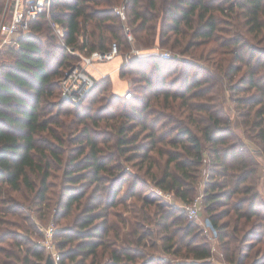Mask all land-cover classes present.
<instances>
[{"label":"trees","instance_id":"16d2710c","mask_svg":"<svg viewBox=\"0 0 264 264\" xmlns=\"http://www.w3.org/2000/svg\"><path fill=\"white\" fill-rule=\"evenodd\" d=\"M119 2L52 0L50 16L40 15L30 23V33L18 37L17 47L5 49L12 61L0 62V197L5 185L31 195L26 209L36 202L45 206L54 186L53 161L64 166L55 192L58 213L67 217L77 211L72 224L54 232L59 264H162L144 252L159 247L190 258L177 264H209L211 244L202 229L149 187L146 193L141 188L149 183L184 202L200 190L202 210L217 232L219 257L227 264H264L261 164L224 117L223 86L214 92L224 81L231 95L243 92L234 99L237 111L246 108L239 112L243 133L264 154V0H123L137 47L150 49L157 42L175 53L132 55L122 63L119 77L139 86L127 99L108 91L106 75L95 79L80 102L62 101L59 79L72 57L79 61L76 53L105 51L113 42L119 53L130 49L125 25L113 9ZM4 5L0 0V19ZM55 107L73 117L49 119ZM51 122L72 135L63 144L65 160ZM56 146H61L58 153ZM132 198L138 207L135 200L128 203ZM9 202L0 199V223L12 208ZM126 211L132 215L122 218ZM152 219L160 226L159 245L139 222ZM7 235L0 229V241ZM31 243L23 263L43 262L44 246ZM21 245L16 242V249Z\"/></svg>","mask_w":264,"mask_h":264},{"label":"rangeland","instance_id":"374dc122","mask_svg":"<svg viewBox=\"0 0 264 264\" xmlns=\"http://www.w3.org/2000/svg\"><path fill=\"white\" fill-rule=\"evenodd\" d=\"M11 2H12V0H8V1L5 0V5H4V7H5L4 12L5 13L3 12L1 15V16L5 17L4 19H7L10 16ZM123 8H124V4H123V0H121V2L117 3L113 9L115 11H117L118 9L122 10ZM120 21L124 23V25H125L124 29H126V28L129 29V27L127 26L128 24H127L126 16H124V19H122L120 17ZM130 32H131V30H130ZM50 34L52 35V30L50 31ZM131 35H132L133 39L131 41H129L127 39L128 42L131 44L130 49L128 51L123 53L120 50L119 56L114 57L113 59H111L109 61L97 62L93 66L90 65V67H87V72L93 77H99L100 73L110 75V77H111L110 78V84H108L107 89L110 93L121 95V97L126 91L130 92L131 90H134V89L136 90L139 87L137 85V83H132V78H130L128 76L125 78H121V77H119L118 72L116 71V68H118V66H120L124 62H128V60L130 59V56H132L134 54L140 55V54L150 53V52L159 53L161 56L164 52H167L169 54V56L175 53L169 47H166V48L160 47V45L157 42L154 44L153 48H150V49H144L141 47H137L136 41L134 39L132 32H131ZM40 36L44 38V36L42 34H40ZM55 41H56V39H55ZM57 41H58V38H57ZM9 46L11 47L10 44H6V43L3 44V41L0 38V62L4 61V60H6L7 62L12 61L10 54L7 51H5V49L8 48ZM76 57H72L69 60V65H70V63H71V65H74L78 62ZM199 65H202V64H199ZM227 86H228V84L224 81V83H222V85L214 88V92L219 94L220 88L222 87V93L223 94H222V96L219 95L220 96L219 101H220V103H222L223 108H224L223 109L224 110V117H226L228 115V118L231 120L232 125L235 128L237 134L252 148V151L255 155V158L259 159V162L261 164L259 167V170H263V168H264V154L253 142H251L250 140H248L245 137V135L243 133V129H242V123H240L243 119H242V117H240L241 115H239V112H241V113L245 112L246 108L243 106H240L239 111H237L235 109L234 99H235V97L241 96L243 92L238 90L236 92H233L231 95V93H229L228 90H225V88ZM136 93L138 94V92H136ZM88 101L83 103V105L88 104ZM97 105L98 104L95 103L94 107H97ZM65 107L67 109H70V107L66 104H65ZM47 116L51 117L49 119L54 120V121L58 120L59 122H63L64 120L69 121L71 119V117H73L70 115L67 116L65 114H62L61 108H58V107L51 109V112H49V114H47ZM71 121H73V120H71ZM50 125L52 128H54L56 133H59V137L61 138L62 145L63 144H69V141L72 137L71 133L68 132L67 134H65L66 130L64 128H61L58 124L52 123ZM100 126L104 129H106L105 127H103V122L100 123ZM81 127L82 126L80 123L77 126H73V128L76 129L74 131V133L78 134V132H80ZM43 136L45 138H47V140L51 141L50 137L47 135V132H44ZM56 147H57L56 151L58 153L61 150V146H56ZM62 151L64 153L62 152V154L60 155V159L65 160L66 151H67L65 146L62 148ZM131 169L133 172L136 171L135 167H131ZM63 170H64V166L62 164L58 165L52 161L50 182L54 186H53L52 190L47 193L48 194L47 197L50 200H48V202H44L45 206H42L41 208H40V206L43 204V202L41 203V205L39 202H36L34 205H32L31 210L26 209V205L29 204L28 200L30 201L31 195L24 190L20 191V192H12L11 190L8 191L7 189H5V185L3 186L4 188L2 189L0 199H4L5 201L10 200L9 205H11L12 208L9 209V211L4 215V217H3L4 222L0 223V229H4V230L8 231L7 237L0 241V264H4V262L6 264H24L22 261V258H23L24 253H25L26 245L30 246L32 244L31 242H33V241L39 242L42 244V241L45 239L46 230L48 228L53 229V234H52L51 240L53 243V250L55 253L58 254L57 245H56V241H57L56 238L57 237L54 238V232L58 231L62 227H65L67 225L72 224V220L77 213V211L74 209L67 217H65L64 211H63V213L59 214L58 208L54 204L55 199H56L55 192L58 191L59 186L62 183ZM140 172L142 173V171H140ZM204 173H205V171L203 168V169H201V175H200L201 178H203V179L205 177ZM260 176H261V174H260V172H258V190H259V184H260V179H261ZM147 184H148V186L141 188L142 192L146 193V191H148L146 189L149 187V189H151L152 193H155L157 196H159V198L161 199L160 200L161 202H164L166 204L175 205L179 208L178 204L181 202V200L179 198H177L174 195V193L167 191L168 193L172 194L171 198H168V197L163 196V194H161V193H164L161 189H159L158 187L154 188L152 186H149V183H147ZM76 186H79V185H76ZM199 187H200V185H199ZM198 192H200V190H198L196 192V194ZM133 200L136 201L135 198H132L128 201V203L129 204L135 203V201H133ZM47 203H50L49 208L46 207ZM133 205L138 207L140 205V202L136 201V203ZM19 206H20V208H19ZM14 207H16L17 210H13ZM19 209H23L22 212L25 213L27 216L25 214H23L21 211H18ZM119 209L121 210V208H119ZM11 212H14V213L11 214ZM148 213H149L150 218H153L155 215L153 210H149ZM128 215H132V214L129 213V211L123 212L122 218H126ZM28 216H30V218H28ZM130 221L132 223V222H134V219L130 217ZM139 222H141V224H140L141 228L142 227H144L145 229L150 228L149 229L150 233L152 234V236L155 239V237L157 236L156 233L159 230L160 226H157L154 223L153 219L150 221H139ZM193 223L195 224V226H199L196 222H193ZM193 229H195V228H193ZM154 234H155V236H154ZM200 238H203V237L200 236ZM155 241H156V244L159 245V242L157 241V239H155ZM16 242L22 243V245L19 247L20 250L16 249V247H15ZM210 248H211L212 256L207 259L208 263L209 264H219L220 262H222L223 260L219 257L220 252H219V248H218V243H215L214 246H210ZM44 249H45V247H44ZM145 250H147V248ZM144 252L148 253V255L145 254V255H147L146 256L147 258L148 257H153V258L156 257L157 260L159 258L160 260H158V261H160L162 264H177V263H181V262H187L190 260V258H185L182 256H173L171 254L164 253L163 251H161L160 247H159V250L149 249V250L144 251ZM11 253H16L18 258L13 257L11 255ZM47 254H51V256H52V252L45 249V255L47 256ZM45 259H46V257H45ZM31 261H33V258H31ZM44 261L41 263L38 262V264H43ZM138 263H139V261H138ZM55 264H59V262H57Z\"/></svg>","mask_w":264,"mask_h":264},{"label":"built area","instance_id":"2783aa9c","mask_svg":"<svg viewBox=\"0 0 264 264\" xmlns=\"http://www.w3.org/2000/svg\"><path fill=\"white\" fill-rule=\"evenodd\" d=\"M8 1V0H7ZM52 0H12L11 13L7 19L2 16L0 19V38L3 44L17 45V39L20 36L30 33V23L40 15L50 16ZM124 19V8L116 11ZM57 35L62 36L63 30L56 22H51ZM126 37L129 41L133 39L128 28L125 29ZM75 53V52H74ZM79 61L64 71L59 79L60 99L70 103L80 102L94 85V77L87 72V67L93 66L97 62H106L119 56L118 45L113 42L108 50L92 51L88 55L76 53ZM138 55V54H134ZM162 57L167 58L169 54L164 52ZM123 98H129L130 92L126 91ZM161 193V192H160ZM163 196L171 198L172 194L168 192L161 193ZM202 193L198 192L189 202L181 201L178 206L185 213L188 220L196 222L202 229L204 235L209 240L211 246L217 243V232L210 220L204 214L201 206ZM53 229L48 228L45 233V239L42 241L45 249L52 252L54 263L59 260V255L53 250L51 240ZM219 264H227L220 262Z\"/></svg>","mask_w":264,"mask_h":264},{"label":"crops","instance_id":"0c3cea01","mask_svg":"<svg viewBox=\"0 0 264 264\" xmlns=\"http://www.w3.org/2000/svg\"><path fill=\"white\" fill-rule=\"evenodd\" d=\"M118 70H119V66H118V68H116L117 72H118ZM104 76H106V74L100 73V76L94 77V79L104 77ZM108 76L110 77V75H108ZM115 95H118V94H115ZM118 96H121V95H118ZM259 172L261 174V176H260L261 179H260V184H259V192L261 193V196L263 197V200H264V168H263V170H259Z\"/></svg>","mask_w":264,"mask_h":264},{"label":"water","instance_id":"95a60500","mask_svg":"<svg viewBox=\"0 0 264 264\" xmlns=\"http://www.w3.org/2000/svg\"><path fill=\"white\" fill-rule=\"evenodd\" d=\"M43 264H55L51 254H47Z\"/></svg>","mask_w":264,"mask_h":264}]
</instances>
